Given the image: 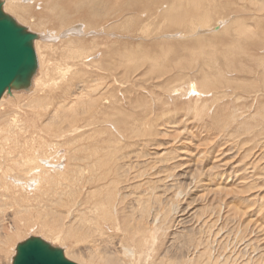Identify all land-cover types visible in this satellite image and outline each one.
I'll return each instance as SVG.
<instances>
[{
    "label": "bare ground",
    "instance_id": "obj_1",
    "mask_svg": "<svg viewBox=\"0 0 264 264\" xmlns=\"http://www.w3.org/2000/svg\"><path fill=\"white\" fill-rule=\"evenodd\" d=\"M33 1L4 0L3 9L7 14L17 15L21 21H29L38 31L39 28H47L48 22L52 21L64 38L61 52L56 55L52 51V62H48L39 55L38 48L39 51L41 46L53 49L50 42L55 40L49 39L48 35L45 37L46 34L37 35L38 38L34 41L38 55L37 73L30 88L22 90L29 94V99L20 100L22 96L18 95L22 91L12 90L10 94L6 92L0 100V224L2 223L4 230V233H0V264H3L8 255L7 250L4 255V248L21 235H43L50 244H62L65 241L63 234L72 232L73 227L95 235L96 242L101 239L104 243L101 247L104 257L97 256L95 251H90L85 256L76 250L64 252L66 258L74 259L80 264H143L151 254L167 258L170 264H264V251L259 244V234L264 231V197L241 198L239 200L243 203L239 207H233L227 199L228 187L219 186L220 182L216 184V188L213 186L215 189L207 186V193L213 194L215 198L211 202L205 196L188 202V195L186 198L184 195L187 193L186 189L190 188L181 182L176 183L179 177L169 174L172 168L154 167V174H149L148 166H140L141 159L150 156L145 155L144 147L152 137L161 133L159 122L175 124L173 119L179 106L172 110L170 104L185 100L187 103L181 105V109L185 105L186 109L195 113L196 119L200 118L204 123L208 120L205 116L209 110L213 114H225L226 122L217 124L215 133L232 129L238 122V111L232 110L231 106L244 97H238V94L247 87L239 93L227 92L228 87L224 86L226 81L220 69L212 66L214 62H218V53L192 52L184 62L191 70V82L187 84L176 86L178 76L172 74L175 69L183 66L182 62L174 69L163 70L166 72L161 77H166V81L161 85L169 83L166 88L169 89L168 100L171 102L166 103L163 95L153 90L144 94L152 106L162 104L167 109L164 108L151 123H141L140 128L128 125L123 114L124 98L117 96V93L123 91L121 79L126 76L129 65L135 71L141 69L138 57H134L129 51L121 54V63L116 73L119 80L107 79L101 74H89L83 78L85 70L78 67L80 64L84 66L85 61L100 64V61L95 60L97 53L93 52L96 51L93 48L103 49L105 52L102 55L110 52L105 38H97L101 28H104V24L95 19L100 13L118 17L120 7L125 8L124 12L131 18L133 29L139 37L136 42L141 41L137 46L140 57L151 63L150 68L154 69L151 53L145 51L146 43H157V38L162 37V45L164 42L168 47L159 46L161 53L158 59L165 60L174 51V40H180L181 37L183 40L185 37L190 43L195 42L202 48L208 39L219 36L225 23L210 28L209 11L203 12V15L179 13L189 5H193V13L199 12L201 9L197 6L213 0H154L158 7L165 6L168 2L173 3L169 14L163 17H160L158 11L149 14L147 8L143 12L139 8L132 9L138 5L122 6L124 0H45L46 6L41 17L31 16L32 21L26 19L27 11L22 6H28ZM229 1L238 5V1L243 0ZM62 2L68 6L62 7ZM249 2L256 13L254 25L258 30L264 31L259 19H262L264 12V0ZM71 3L73 5L69 6ZM187 19H196L199 23H190L194 29L185 35L178 30L172 31L180 27H183L181 31H185L182 22L187 23ZM157 21L165 28V32L159 35L152 34ZM165 22L171 23L169 29ZM78 23H82L84 28L77 27ZM245 24L244 21L236 24V36L248 37L254 34L258 40V30L252 32ZM107 28L103 35L110 39L111 36H117L111 31V25ZM82 31L85 32L83 35L80 33ZM205 32L212 35L209 38L204 35L201 37ZM86 33L87 36L92 35L93 45L90 47L83 41ZM115 42L110 41V44L113 46ZM259 51H264V45L258 46L256 53L259 54ZM239 55L236 43L235 48L232 46L231 50H227L225 66L234 67L240 60ZM206 63H210L211 68L200 75L199 69ZM255 64L257 74L255 71L252 73L255 74L254 86L257 91L254 92L253 100L255 99L258 110L251 105L255 111H252L253 124L246 121L240 126L246 137L251 135L248 140L252 147L246 146L249 152L253 151L257 156L255 158L253 155L254 160L250 164L256 169L253 178L255 182L247 190L264 187V167H261L264 166V58L255 59ZM196 83L198 85H194ZM213 89L219 92H212ZM251 91L248 92L252 93ZM228 101L233 102L225 105ZM250 101L252 100L248 102ZM191 104L197 105L190 108ZM217 104L221 107L216 111L214 106ZM115 110L121 113L120 117H113ZM97 138L102 139L98 142ZM116 140L123 148H131L130 151H125L130 156L121 152L122 148L116 145ZM105 148L108 150L103 151ZM160 174L163 175L161 178L152 179ZM223 177L222 174L221 178ZM208 181L213 182L212 178L206 182ZM208 188L212 190L209 191ZM191 211L193 212L190 213ZM246 217L254 219V228H243V219ZM73 222V227L67 226ZM107 231L119 233L120 237L110 234L106 236ZM159 248H162L163 253ZM12 255L9 264H12L15 254Z\"/></svg>",
    "mask_w": 264,
    "mask_h": 264
},
{
    "label": "rangeland",
    "instance_id": "obj_2",
    "mask_svg": "<svg viewBox=\"0 0 264 264\" xmlns=\"http://www.w3.org/2000/svg\"><path fill=\"white\" fill-rule=\"evenodd\" d=\"M1 1L2 3L4 2V0ZM15 1L19 2L22 0H15ZM207 3L210 5L201 4L197 6V8L201 9V11L199 12L193 13L191 10H193L194 7L193 5H189L184 11H180L179 13H181V15H198V14H202L203 12L209 11L210 13L209 16L210 15L211 16H210V21L208 22L209 23L208 26L210 28L211 27L215 28L221 23L222 24L225 23L224 28L220 30L222 32L219 34V36L217 38L208 39L206 43H204L202 48L195 42L190 43L189 39H186L185 37H183V40H181L182 37L180 40H174V43H172V47L174 48V51H172L171 54L165 60L158 59V56L161 53L159 46L162 45V41H163L162 37L157 38V43H152L151 45L149 42L146 43L145 51L146 52L149 51L151 53L152 63L155 64L154 69L150 68L151 63L143 61L140 57V50L137 46L141 41L136 42V40L139 39V37L137 36L138 34L133 29L134 25L131 21V18L127 15L126 12H124L125 8L120 7L118 17L110 16L107 13H100L95 17V19L100 24H104L105 29L103 27L101 28L102 30L100 31V36L98 34L97 38L98 37H100V39L105 38L110 52H106L104 53V55H102V53L105 52L103 49L98 48L97 50L93 48V50H96L93 52L97 53L95 55L96 56L95 60L100 61V64L98 65L90 64L87 61H85L84 66L80 64L78 65V67H82L85 70V72L83 73V78H86L89 74H93V75L101 74L107 79L109 78V79L119 80V77H116V73H117L118 65L121 63V54L124 53L125 51H129L130 53H133L134 57H138L142 65L141 69L139 71H135V69L129 65V69L126 76H124L123 79H121V82L124 84L123 91L117 93V96L120 99L122 97L124 98L122 103L125 107V112L123 114H125L126 116V122L128 123V125L130 127L140 128L141 123L144 122L151 123L154 120L155 116L160 115L161 112L164 110V108H166L163 107L162 104H158L156 107L152 106L149 101V98L144 94H147L150 90H153L157 93H161L163 95V100L166 103L169 104L171 102L170 99L168 100L169 89L166 88L169 83H167L165 86L161 85V83L166 81V77H161L163 73L166 72L163 70L174 69L178 63L182 62L183 66L175 69L172 72V74H176L178 76L176 78V86H179L181 84H187L188 82H191V78L189 76L191 70L186 67L187 65H184L186 58L191 56L192 52L195 54L200 52L218 53L217 54L218 62L217 63L214 62L212 66L220 69V72L226 81V84L224 86L228 87L227 92L235 91L236 93H239L241 90L245 89L246 87L248 88L245 89L247 93L243 90L241 91V93L238 94V97H243V96L244 97L238 100V102L234 106H231L232 110L238 111V122L232 127V129L229 130L223 129L222 132L215 133L214 131L216 130L215 126L219 123L223 124L226 122L227 116L225 114H222L221 112L213 114L211 110H209L205 116L206 120L207 119L208 120L205 121L204 123L200 120V118L196 119L195 113L186 109L185 105H184V109H181V105L187 103L185 100L179 101V103L170 104L172 105L170 106V109L172 110H174L176 106H179V109L175 113L176 116H174L175 119H173L175 121V124H165L163 122H159L160 124L159 129L161 133L157 137H152L151 141L147 143L146 146L144 147L145 155H150V156L149 157L145 156L143 159H141L140 166H148L147 172L149 174L152 173V168L154 167L156 169L172 168V171H169V174L179 177L176 183L181 182V184H185L186 187L190 188V189H186L187 193L189 194L185 193L184 195L185 198L188 195V197L186 198L187 201L189 200L188 202L202 199L204 196L207 197L208 201L211 202L215 198H213L214 196L213 194L207 193L208 192L206 190L207 186L215 189L217 186L216 184L222 182L221 184H219V186L222 185V187H224L223 185H225V187L226 186L228 187L229 196L227 197V199L230 205L233 207H239V205L243 203L241 202L242 200H239L241 198L255 199L256 197H264V187L247 190V188H251V185L255 182L253 178L256 173V169H254L253 168L254 166H251L250 164L254 160V156L255 158L257 156L253 151L249 152L247 147L248 145L249 147L250 146L252 147V143L249 142L248 140L251 139V135L246 137L243 133L244 131L241 130L240 127L242 124L244 125L246 121L249 122L250 124H253V116L255 113V111H253L254 110L253 108L255 106L254 103L255 99L253 100V98L257 91V87L254 86L255 74H253L252 72L255 71L254 73H256L255 59L264 58V51H259L260 55L256 53L258 46L264 45V31L258 30L257 26L254 25V22L256 20L255 19L256 13L253 10L254 8L251 6L249 0H243L242 2L238 1V5L237 4L234 5L229 0H213L209 2L207 1ZM72 5H73L72 3L69 4V6ZM134 5H138V6L133 7L132 9L139 8L143 12L147 8L149 14H153L158 11L160 17H163L169 14V12L171 11V7L173 6V3L168 2V4H166L165 6L160 5L158 7L157 1L154 0H124V4L122 6L128 7ZM45 6H46L45 0H39V1L34 0L28 6L23 5L22 7L24 10L26 9L27 11L25 14L26 19L33 21V19H31L30 17L37 16L40 18L41 14L44 12ZM67 6L68 4L62 2V7H67ZM127 12L129 14H132V12L128 10ZM8 15L12 16L20 25L24 27L26 26V28L30 32H34L37 35H40V33L43 35L46 34L45 37H47L48 35L50 36L48 37L49 39L55 40L54 42L53 41L50 42L51 44H53L52 46L53 49H44V47L41 46L40 47L41 49L39 51L38 48V53L39 55H41L43 59L45 60L47 59L46 61L52 62V55H53L52 51L56 55L61 52L62 43H63L62 40L64 37L62 34H59V29L56 23L49 21L46 26L47 28H39L40 31H38L37 27H32L29 24V21L27 22L21 21L17 17V15L13 13H9ZM259 19L262 21L260 22V26H264V12L262 13V19L261 18ZM239 21L246 22L245 25L247 27H250V31L252 32L258 30L257 31L258 40L254 34L253 35L250 34L248 37H246L245 35L236 36L235 31L238 30V25L236 24H238ZM186 22L187 23L182 22L183 26H185V31H181V28L183 27L174 28L172 29V31L178 30L180 33L185 35L187 32L192 31L194 29V26L191 27L190 23H192L193 25H197L199 23V21L196 19H191V20L187 19ZM23 23L25 25H23ZM161 24H162L161 22L157 21L156 25L153 27L152 34L159 35L161 32H165V28H163ZM108 25L112 26L111 31L113 33H115L117 36L122 38L120 39L117 36H111L112 39H110L107 38L106 35H103L104 30L106 31L108 30L107 28ZM165 26L166 28L169 29L171 23L165 22ZM77 27L84 28V25L82 23H78ZM138 28H140V26H138ZM199 28L202 29L201 27H198V29ZM246 29L249 30V28ZM48 31L50 34L48 33ZM207 32H205V34H202L201 37H203L204 35L205 37L209 38L212 34ZM80 33H82L83 35V33L85 32L82 31ZM231 34H234L235 36H231ZM57 39H59V41ZM151 40L155 41V38L151 37ZM83 41L85 42V44L87 43L86 45H88L89 47L92 46L93 45V43L91 44L92 35L87 36L86 33V36H84ZM110 41L113 42L116 41L115 45L112 46L110 44ZM257 41H262L263 43L257 44L256 43ZM236 43L240 53L239 55L240 60H238V63L234 67L228 68L225 66V62L228 59L227 50H231L232 46H234L235 48ZM167 47L168 44H165L163 42L161 48H167ZM213 47L215 49H213ZM240 50L242 51L240 52ZM244 51L246 53H244ZM127 58L130 59V57ZM126 63L129 64V61H127ZM244 67L245 69H243ZM210 68H211L210 63L203 64L199 69L201 73L200 75H202V73L204 72H208ZM232 82L233 83L238 82V83L233 84ZM242 83H244V85ZM194 85H198V83ZM235 85H237L238 87ZM250 87L252 88L250 89ZM131 89H134V91ZM211 91L216 93L219 92L216 89H213ZM248 91H251L252 93ZM18 96H22L20 100L29 99L28 97L29 94L27 92L25 93L24 91L20 92ZM249 100L252 101L248 102ZM232 102L233 101H228L225 105L231 104ZM196 105L197 104H191L190 108H193ZM251 105L253 108L251 107ZM214 107H216V111H217V109L221 107V105L217 104ZM207 109L209 108L207 107ZM255 109L258 110L257 105L255 106ZM120 115L121 113H119L117 110L113 111V117H120ZM112 124L117 130V126L115 125V123L112 122ZM111 131L113 132V134L116 135V132H114L113 130ZM101 139L102 138L99 139L97 138L98 142H100ZM116 145L122 148L121 152L123 154L127 156L131 155L129 153H126L127 151H130L131 148L128 147L123 148L120 144H118L117 140H116ZM107 150L108 148H105L103 151H107ZM247 152L250 153L248 157L246 155ZM159 171L160 169L157 171V173ZM222 174L224 176L223 178H221ZM162 176L163 175L160 174L159 176H155L152 179L156 180L161 178ZM212 176L215 178H213ZM211 178L213 182L208 181L207 183L206 181L211 180ZM223 180L226 182H224ZM213 186H215V188ZM212 188L210 189L208 188L209 191L212 190ZM190 191L192 192L190 193ZM192 212L193 211H191L190 213ZM243 220H244L243 228L244 227L254 228L256 225V224L254 225V219H252L251 217H246ZM1 224H0V233H4ZM73 225L74 222L71 224H67V226H72V227ZM107 234L113 235L116 238L120 237V234L115 232L110 233L109 231H107L106 236H108ZM40 236L41 239L49 242L46 237L44 238L43 235H39V237ZM63 236H65V241L62 244L58 242H55V244L53 243L51 244H53L54 247L63 249L64 252H66L67 250L71 252L73 250H76L81 255L85 256L90 251H95V254L97 256L99 257L105 256V253L101 248L104 245V243L101 242V239H99L100 242L99 240L96 242V236L93 234H88L84 231L76 230L73 227L72 232H70L69 234L65 232ZM31 237H38V235L36 236V234H29V233L23 234L18 239H16L17 241L15 240L14 243L5 247L4 255L6 250L8 251V255L5 256V259L2 263L9 264L10 258L13 256L12 253L16 254V246L19 243L24 242L25 240ZM259 239H260L259 244L262 248V251H264V231L261 234H259ZM116 241L117 240H114V242ZM110 245H111L110 247H112V244ZM1 247L2 245L0 244V248ZM238 248L243 249L242 246H238ZM159 250L161 251V253H163L162 248H159ZM68 260L76 264H80L78 262H75L76 260L74 259L72 260L69 258ZM143 264H170V262L167 258H163L158 254H151L144 260Z\"/></svg>",
    "mask_w": 264,
    "mask_h": 264
},
{
    "label": "water",
    "instance_id": "obj_3",
    "mask_svg": "<svg viewBox=\"0 0 264 264\" xmlns=\"http://www.w3.org/2000/svg\"><path fill=\"white\" fill-rule=\"evenodd\" d=\"M37 34L20 25L4 12L0 0V100L12 90H28L38 69L34 48ZM12 264H76L64 250L39 237H31L16 246Z\"/></svg>",
    "mask_w": 264,
    "mask_h": 264
}]
</instances>
